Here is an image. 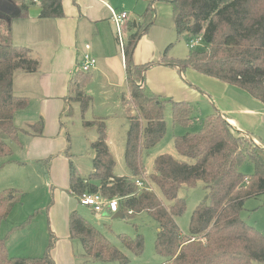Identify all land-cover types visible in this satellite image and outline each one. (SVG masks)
Here are the masks:
<instances>
[{"label": "trees", "instance_id": "trees-1", "mask_svg": "<svg viewBox=\"0 0 264 264\" xmlns=\"http://www.w3.org/2000/svg\"><path fill=\"white\" fill-rule=\"evenodd\" d=\"M167 1L172 5L177 39L189 42L200 38L201 46L189 49L184 61L171 60L167 48L153 64L178 68L180 73L192 69L237 87L264 104V0ZM31 5L38 8L39 19L64 16L62 0H0V158L12 154L5 139L17 142L20 134L40 137L43 133L42 120L27 129L16 128L13 123L14 115L29 105L26 97L13 93L14 75L33 74L39 69L31 50L11 41L12 21L25 18ZM153 16L154 12L147 8L123 52L129 93L121 100L129 122L124 163L130 176L120 177L113 172L115 161L106 143L104 122L83 120L84 128L95 127L97 132L90 144L94 152L92 172L83 177L70 166L69 192L76 198L99 194L105 200L115 199L116 214L123 218L146 213L158 225L154 250L163 259L161 264H264V236L240 216L247 199L264 195V150L245 140L218 114L202 120L197 132L173 139L174 149L184 161L168 154L154 159L148 179L162 199L154 190L139 189L135 184L136 179L146 175L142 153L151 150L166 134L165 104L170 105L173 125L188 128L192 122L193 108L188 103L163 99L147 88L144 76L152 64L135 66L132 62L135 44L153 24ZM89 77V73L79 72L70 80L65 112L72 102L79 104L82 116L88 110L92 102L85 93ZM126 105L132 106L133 114ZM246 161L253 167L251 175L240 171ZM198 182L203 185L205 197L190 217L188 234L183 235L176 219L184 214L186 203L178 194L182 187L192 188ZM20 195L14 189L0 192V225ZM31 219L18 228H24ZM68 230L70 239L79 241L87 261L128 263L119 249L75 211L68 217ZM6 238L0 236V264H55L51 251L56 238L51 231L44 254L35 259L9 257ZM118 238L133 256L142 255L141 235L133 240L123 235Z\"/></svg>", "mask_w": 264, "mask_h": 264}, {"label": "crops", "instance_id": "crops-1", "mask_svg": "<svg viewBox=\"0 0 264 264\" xmlns=\"http://www.w3.org/2000/svg\"><path fill=\"white\" fill-rule=\"evenodd\" d=\"M159 2L163 0H62L64 13L62 18L39 19V10L36 7L37 10L32 14L28 11L25 18L12 21L13 45L30 49L32 55H35L39 61V69L36 73L14 75L13 93L18 97H26L29 106L14 115L13 123L16 128L25 129L30 124L42 120L43 133L40 137L19 135L17 142L10 141L11 155L19 152L20 156L16 157L17 159L1 160L0 175L3 173L4 178L0 179V192L8 189L17 190L9 178L13 169L17 172L18 168L40 165L60 150L62 138L57 139V137L61 134L63 125L61 117L67 107L65 97L68 95L69 82L74 76L75 65L78 64L86 45L90 48V54L96 59V66L89 72L85 93L90 96L89 93L93 92L91 87L98 83L101 86V95L109 100L114 98L108 97L107 89L114 88L113 92L117 93L124 87L128 92L125 57L116 43L109 8L127 14L124 31L126 43L128 37L134 34L138 25L142 23V15L146 9L151 8L154 12L153 24L141 33L132 54V62L135 66L152 64L145 72L144 83L153 94L174 102H194L199 98L184 86L183 81L187 82L201 93L206 103L212 105L213 108L207 109L210 114H218L237 133L248 137L255 146L264 150V104L237 87L205 77L192 69L180 73L178 68L153 64L161 58L167 48L169 50L176 36L172 8ZM163 33L168 34L166 38L161 39L160 35ZM163 36L165 37L164 34ZM33 98H36L37 107L34 113H29L30 108L33 107L31 106ZM113 103L117 109H120L119 97L115 96ZM95 114L93 113L91 117L94 118ZM20 116L23 119L17 123ZM55 161L54 159L50 164L51 170L48 171L50 192H53L54 185L59 184L53 171ZM8 171L11 173L5 176L4 173ZM67 177L69 182V172ZM69 210L64 215V222L68 220ZM103 213L109 212L104 210ZM8 219L10 216L5 221L8 222ZM51 228L53 230L51 233L57 239L51 251L53 262L75 264L70 236L67 232L59 234L52 224ZM5 229L6 226L3 230ZM1 231L2 226L0 236H2ZM61 243L64 244L63 253L56 249ZM66 246H68L67 252Z\"/></svg>", "mask_w": 264, "mask_h": 264}, {"label": "rangeland", "instance_id": "rangeland-1", "mask_svg": "<svg viewBox=\"0 0 264 264\" xmlns=\"http://www.w3.org/2000/svg\"><path fill=\"white\" fill-rule=\"evenodd\" d=\"M36 2H38V0ZM159 3L172 8L171 3L167 0H163V2ZM29 9L30 14L37 10L35 5H31ZM163 34L160 35L161 39L166 38L168 33ZM187 43L186 39L182 38L178 40L176 36H174L173 45L167 51V56L171 60L175 59V61L186 60L189 55V48L186 46ZM33 56L35 57V55ZM76 73H79L77 65H75V72L73 75ZM183 84H185L184 86L189 89L190 92L199 98L194 102H186L193 108L191 125L188 128L173 125L170 105L166 103L163 113L166 124V134L159 143L151 150L143 152L141 156V162L146 174L141 179L149 186L150 190H154L156 195L161 199L160 192L153 187L148 179V175L153 172L154 159L159 155L168 154L180 161H184V159L177 155L174 149L173 139L185 133L197 132L200 129V122L207 119V117L213 116L207 111V109L213 108L212 105L206 103V101L202 99L203 96L200 95L201 93H199L194 86H189L190 84L187 82L183 81ZM100 87L99 83L94 85L93 88L91 87V91L93 90V92H90L89 95L92 96L93 101L83 116L80 113L79 104L75 102L70 103L68 107L69 110L67 109V111L62 114L61 122L63 125L61 134L57 137V139L62 138L60 140L61 148L55 155L51 156L48 161L45 160L41 162L40 165H30L23 169L18 168L17 172L13 169L12 173L10 171L4 173L5 176L11 173L9 178L12 181V185H14L13 187L21 194L19 201L13 206L10 212L9 221L7 222L4 220L5 222L1 224L2 237H7L5 247L9 257L21 259L42 257L49 244L50 231H53L51 230V224L58 230L59 234L67 232L69 236L68 220L64 222V215L66 211L70 209L68 217L71 212H77V214L106 237L112 246L119 249L128 258L127 264H161L163 262V259L159 257L154 250V241L158 232V225L146 213H140L133 217L123 219H114L113 214H105L103 212L93 213L89 208L80 206L77 198L72 196L69 192L67 174L70 170V166L73 167L78 175L83 177L88 176L92 172L94 152L90 144L97 138V132L95 127L84 128L82 125L83 120L86 122L95 120L104 122L106 126L107 145L115 161L113 172L120 177L130 176V172L124 163L126 133L129 125L127 111L123 109L122 104L120 109H117L113 103L115 96L119 97L121 102L122 98H126L129 93L124 87L123 89L120 88L117 93L113 92V90H115L114 88L107 89L106 91L109 94L108 97L114 98L113 100H109L103 98ZM35 100L36 98H33V103L31 104L33 107L30 108L29 113L35 112L37 107ZM126 106L129 108L127 110H132L131 113L133 114L134 109L132 106ZM93 113H96L95 116H93L96 119L91 117ZM22 119V116L18 117L17 123ZM33 124H30L25 129ZM21 135L24 134H20V136ZM242 137L245 138V140H249L248 137ZM5 141L7 144L10 143L8 139H5ZM9 146L11 145L9 144ZM13 156L11 155L5 159H17L16 157L20 156V153L17 152ZM3 159L4 158H0V162ZM54 159L56 161L53 171L55 179L59 184L54 185L53 192H50V186H48V180H50L48 171L51 170L49 166ZM240 171L242 174L251 175L253 173V167L246 161L240 167ZM2 178H4L3 173L0 175V179ZM64 184H66V186H64ZM178 195L185 200L186 210L181 217L176 219V222L181 233L187 235L190 217L196 206L203 202L205 191L202 183L198 182L192 188L182 187ZM240 216L247 225L255 228L264 236V195L247 199ZM31 217L30 223L24 226V228H18ZM5 226L6 229L3 230ZM121 235L128 237L130 240H133L137 235H141L144 244L142 255L138 257L133 256L124 248L118 238V236ZM63 248L64 244L61 243L56 249L59 250L60 253H63ZM71 248H73L72 251L75 264H118L87 261L86 258L82 257L83 252L78 240H71ZM67 249L68 246H66V252Z\"/></svg>", "mask_w": 264, "mask_h": 264}, {"label": "built area", "instance_id": "built-area-1", "mask_svg": "<svg viewBox=\"0 0 264 264\" xmlns=\"http://www.w3.org/2000/svg\"><path fill=\"white\" fill-rule=\"evenodd\" d=\"M37 1V0H33ZM111 13V23L114 27L116 43L119 50L123 53L126 45V34L125 26L127 21L126 13H118L111 8H109ZM201 46V39L197 38L196 40L189 41L187 47L189 49L197 48ZM79 72L89 73L96 66V59L90 54V48L88 45L84 47V53L81 55V58L77 64ZM135 184L139 189H144L151 191L149 186L142 180L136 179ZM80 206L87 207L91 209L93 213H102L104 210H107L110 214H116L118 211L117 200H105L99 194H83L77 198Z\"/></svg>", "mask_w": 264, "mask_h": 264}, {"label": "water", "instance_id": "water-1", "mask_svg": "<svg viewBox=\"0 0 264 264\" xmlns=\"http://www.w3.org/2000/svg\"><path fill=\"white\" fill-rule=\"evenodd\" d=\"M113 218H114V219H118V218H119V219H123V216H122L121 214L118 213V214H114V215H113Z\"/></svg>", "mask_w": 264, "mask_h": 264}]
</instances>
